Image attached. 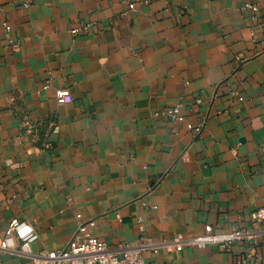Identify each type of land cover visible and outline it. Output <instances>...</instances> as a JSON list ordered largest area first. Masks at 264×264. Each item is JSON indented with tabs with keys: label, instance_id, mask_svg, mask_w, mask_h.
Returning <instances> with one entry per match:
<instances>
[{
	"label": "crops",
	"instance_id": "0c3cea01",
	"mask_svg": "<svg viewBox=\"0 0 264 264\" xmlns=\"http://www.w3.org/2000/svg\"><path fill=\"white\" fill-rule=\"evenodd\" d=\"M138 2L0 0V239L13 219L36 235L0 264L63 250L79 221L118 256L141 248L145 264L249 251L264 264V0ZM81 24L88 33L72 35ZM59 89L71 104H56ZM178 102L189 122L207 117L200 135L153 115ZM205 225L257 245L175 249Z\"/></svg>",
	"mask_w": 264,
	"mask_h": 264
},
{
	"label": "built area",
	"instance_id": "2783aa9c",
	"mask_svg": "<svg viewBox=\"0 0 264 264\" xmlns=\"http://www.w3.org/2000/svg\"><path fill=\"white\" fill-rule=\"evenodd\" d=\"M139 4L146 6L150 0H139ZM134 8V3L129 4V9ZM245 8L252 13L258 11L255 5H245ZM2 28L4 31L7 43L14 44L11 38V26L8 23H3ZM90 24H81L73 28L70 33L74 36L88 33ZM235 68H239L244 62L239 56L235 57ZM233 96L237 95L235 90L231 93ZM55 101L57 105H68L73 101L72 95L68 89H59L55 91ZM202 99L197 98L194 101L192 111H196ZM183 103L178 102L169 109H159L154 112L157 118L165 119L166 121L183 124L189 131L194 132L195 135H200L206 128V116L199 119L196 123L189 122L186 117L181 114ZM25 126L29 127L30 124L26 121ZM50 133L56 134L58 132L55 123L50 124ZM51 143L46 139L43 148L49 149ZM79 221L80 215H76ZM254 220L256 222L264 221V208H259L254 213ZM94 222L84 223L79 221L67 246L53 255L46 258H35V264H145L141 248L126 249L121 255L110 252L107 249L105 242L93 237L89 229L93 227ZM139 231L143 232V226L139 227ZM36 238L33 228L25 222H20L13 219L9 222L4 232V238L0 239V251L14 250V243L18 240L21 243L22 252L27 250L28 244ZM243 241H252L254 245L257 242L251 238V234L247 233L243 228L235 227L227 233H215L211 225L204 226V233L192 238L184 239L182 236L177 235L173 239V245L177 251H181L184 247L188 248H206L208 246H215L219 250L229 252L234 244ZM232 264H263L260 258H256L251 251L244 253L241 256L234 258Z\"/></svg>",
	"mask_w": 264,
	"mask_h": 264
}]
</instances>
